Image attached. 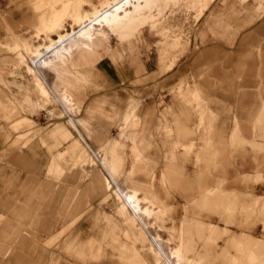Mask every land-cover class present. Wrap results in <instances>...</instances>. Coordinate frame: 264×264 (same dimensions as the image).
Segmentation results:
<instances>
[{"label": "rangeland", "instance_id": "rangeland-1", "mask_svg": "<svg viewBox=\"0 0 264 264\" xmlns=\"http://www.w3.org/2000/svg\"><path fill=\"white\" fill-rule=\"evenodd\" d=\"M39 1L43 7L37 10L42 11L45 7L58 5L62 0L51 3H46L47 0ZM81 1L78 0L73 5H77ZM97 1V4L89 3L90 11L86 15L92 12H94L93 15H97V12L100 15L105 11L113 13L116 12L117 8H120V13L123 14L124 11H129L131 9L130 4L135 2V0ZM202 1L159 0L152 7L144 8L140 12L139 19L148 17L151 24L139 28L131 38H136L140 29L144 27H150L158 34L145 29L139 41L138 39L133 40V43H136L134 57L137 60L132 61L128 55L125 59L117 56L118 52L123 53L125 51L126 43H121L114 36L110 40L109 46L112 51L117 52V55L114 57L110 54L105 56L95 67V72L100 77L102 75L101 70H99L101 67L110 65L112 68H108L109 72H112L113 68L120 69V83L123 80L131 81L129 84H132V81L134 84L150 83L153 85L151 92H148L149 88L146 91L129 90L125 100L121 96L111 100L106 96L107 92L102 85L100 88L91 85L84 88V100L82 103H78L82 111L76 118L89 120L91 131L94 134L91 137L87 131L84 130V132L88 143L95 152H98L100 147L97 140L102 142L112 138L122 140L124 144L122 151L126 161L125 173L120 176V184L124 188L131 187L132 181L127 182L125 174L131 168L135 158L132 150L133 141L140 142L135 134L140 135L141 133L143 135L141 122L144 113L149 111L147 110L148 105L154 106V112L158 116L160 115L163 120L164 123L160 128L168 137L165 140L169 142L173 140L174 132L165 129V127H176L178 119L180 121L182 117L186 116V109L190 112L189 116L192 123L199 120L201 134L207 133L210 124H213L214 127H221L222 118L235 114L237 121L234 120L232 123V130L239 125L241 127L240 138L242 136L247 141L254 139L255 142L258 141L261 144H253L252 146L250 143H245L243 146L240 142L238 143L237 139L231 141V138H225L233 167L236 166L237 171L246 173L248 171L242 169L246 162L249 166L252 165L251 158L253 156L264 157V117L261 119L257 113L258 108L264 102V73H213L219 65L228 64V51L234 49L236 41L241 35L245 33L264 34V31H258V27L255 25L258 21L264 23V13L260 17L259 13L255 12L256 3L253 2L244 4L241 0H217L206 16L196 24V21L203 16L200 15L203 9ZM255 2L260 3V12L264 11L262 8L264 7V0L263 2L261 0ZM31 7V0H0V101H4V105L0 106V143L2 145L0 153V264H125L118 258V251H116L118 243L103 238V232L108 230L104 216H109L119 222L120 242H128L122 232L125 228L123 218L117 215L116 204L113 199L108 203L101 204L107 195L101 180L104 179V173L100 166H90L96 161L98 163L103 152L95 156L90 152L85 142L81 140V137L73 132L74 136L79 138L83 146L89 151L88 159L84 160L79 157L78 164L80 165H75L68 158L61 161L65 167L63 176L61 172L54 173V175L49 173V165L53 157L67 149L69 144L62 142L61 145L52 147L51 144L54 140L48 134L53 129L52 137L56 138L61 135L62 140L68 141L71 136H68L70 133L66 127L69 129L71 127L65 119L58 118L57 114L56 119L47 120L45 118V113L50 109V106L44 105V103L50 105L48 103L49 94L44 90L36 71L34 73L29 72V76L26 74V64L30 65V62L34 61L32 55L37 52L36 47L44 45L41 34H45L44 38L48 40L50 35L56 33L55 30H47L44 27V30L38 32L36 36L34 25L37 20L33 17L34 12ZM55 10L53 8L47 9L44 12V18ZM212 12L215 17L212 22V29H209L206 26V21ZM93 15L91 14L90 17H95ZM105 16L107 14L99 16L101 18L98 17L99 19L95 21H101L106 18ZM68 18L73 20L74 25L76 23L79 25L71 16ZM220 19L223 22L222 26L219 25ZM252 19L253 21H251ZM70 23L69 20L66 22L67 30H71ZM226 23L230 26L228 29L225 28ZM104 27L106 26L104 25ZM26 45L31 46L28 53L23 51ZM260 54L261 52H259ZM260 60L264 62V57L261 55ZM173 61H176L175 71L166 73L164 71L165 64H170ZM140 64L142 70H140ZM181 67H186L184 73L180 72L183 71ZM124 71L128 72L127 79L126 77L125 79L122 78ZM133 75L136 77L133 78ZM46 77L52 85L54 82L53 74L47 72ZM3 79L22 83L26 86V90L21 91L15 85L8 86ZM164 81H169L167 90L160 84ZM198 86L204 92L203 99L205 101L191 96V92ZM122 87L125 88L126 86L120 84V88ZM179 88L188 94V101L183 100ZM157 95L158 97H156ZM108 96H115V93L110 92ZM229 96L233 98L232 102L235 107L234 105L229 106ZM131 102L136 104L134 105L136 112L130 117L129 127L122 130V126L125 125L122 119L123 112ZM53 106L56 107V105ZM91 106H97L98 110L93 115L89 111ZM207 108L214 111L217 117L211 115ZM204 111H206L205 114ZM116 112H119V116L115 115ZM262 112L264 113V108ZM257 118L261 119L258 123H256ZM224 123L223 125H229ZM146 126L148 127L147 124ZM97 132L102 133L103 136H108L102 137L97 135ZM21 133L26 135L20 137ZM133 134L134 138L132 137ZM43 139L46 143L43 142ZM145 139L150 143L146 141V143H138V145L141 151L144 150L143 156L149 157L147 163L150 166V163L154 164L151 153L154 150L152 146L154 139ZM203 146H205V141L200 137L197 141V147L193 146L189 151L186 149V156L188 158L195 156L194 151L199 147L203 148ZM82 150L85 149L80 146L76 152L81 151L82 153ZM169 154L170 150L163 155L162 163H158L157 166H162L163 169L169 164ZM205 154L207 159L211 157L208 152ZM92 156L95 159L91 161ZM177 163L180 165L177 176L179 181L188 184L186 176L195 177L196 169L193 162L185 163L179 160ZM204 163H207L206 160ZM141 164V161L137 163L138 166ZM220 165L221 163H217V168H213L214 173L220 169ZM161 168L156 167V170L154 169L158 176L163 171ZM250 170L251 172L255 171L254 168H250ZM230 173L231 180L237 177L235 175L238 172L236 173L235 170L230 171ZM147 177L151 178L150 175ZM134 179L149 180L145 178L140 169L134 175ZM156 184L160 185L159 188L166 197L167 203L172 206V209L167 210L164 214L156 215L162 222H157L154 225L162 226V231L159 233L163 238L170 237L171 230L169 228L178 227L183 214L201 212L204 217V219H200L204 225L195 223L191 218H188L190 224L185 225L182 234L183 241L187 244L185 252L188 255L196 254L194 249L196 246L200 249L201 254L199 253L198 260L187 259L180 263L199 264L198 262L202 261L201 264H228L233 258L231 255L234 254L233 264H244L247 261L251 264L249 254L242 252L246 248L244 247L245 244H250V246H254V251L257 249L260 251H257L259 259L253 264H264V242H260V245L263 244L262 247L258 246L255 250L254 242L259 241L252 239L249 235L242 234L250 232L264 240V201L261 206L260 204L253 206L254 203L252 202L255 197H264V187L260 189L262 186H256L255 191L248 194L230 196L220 193L213 196L209 194L208 197L218 201L219 204L210 206L202 200L199 206L204 211H200L194 206H189L187 198L178 191L170 189L166 183L163 185L162 182L156 180L154 185ZM111 188V182H107V189L110 190ZM156 188L158 189V187ZM114 194L120 203L124 193L115 190ZM142 201L143 203H151L149 200L143 199ZM142 201L140 199L137 201L139 207H141L140 202ZM78 204H81L79 210L76 208ZM127 206V203L121 205L120 213L125 214L129 207ZM82 211L86 213L77 221L79 213ZM143 211L142 213L147 217H154V212L149 208H145ZM97 215H100L99 221L95 220ZM210 223L220 228L222 235L217 240L212 239L211 231L207 229ZM225 227L230 228L229 235L225 234L228 229L223 231ZM204 235H208V239H205ZM234 237L239 238L237 244H235ZM91 238L99 239L93 247L94 254L98 253L99 248L101 249L99 258L94 259L92 256H88L86 259H81L72 250L67 251L64 248L66 242L75 240L74 249H79L83 242ZM173 244L176 243L173 242ZM259 248H263V250Z\"/></svg>", "mask_w": 264, "mask_h": 264}, {"label": "crops", "instance_id": "crops-1", "mask_svg": "<svg viewBox=\"0 0 264 264\" xmlns=\"http://www.w3.org/2000/svg\"><path fill=\"white\" fill-rule=\"evenodd\" d=\"M52 1L57 0H47L46 3H51ZM61 1V0H60ZM78 0H62L61 3L55 6L51 7H45L44 10L38 11V8H42L43 5L39 0H31L32 7L31 9L34 12V18L37 20V23L34 25L35 27V34L37 36L38 32H42L45 29L49 30H55L56 33L50 35V39L46 40L45 34H41V38L44 40V45L49 46V51L44 53L42 56L34 55L35 57H40L41 60L38 63V68L50 88L56 93V95L63 99L64 102H70L74 103L79 109L81 110V107H79L78 103H82L84 100V88L86 86H93L95 88H100L101 85L106 90L107 94L106 96L110 98L111 100L117 99V97H122L124 100L128 97L129 90H135V91H146L147 88H149L148 92L152 91V84L150 83H143L140 82L139 84H134V81H132V84L129 82L123 80L120 83V69H114L112 72H109L108 70L112 67L110 65L101 67L100 72H102L101 77L97 76L95 72V67L97 64L104 59L105 56L111 55L112 57L117 55V52H114L110 49L109 42L112 39V37H116L118 40H120L121 43H126V48L123 53L118 52V55L120 58L125 59V57L128 55L129 58H131L132 61H136L137 59L134 57V53L136 51V43H133L134 39H138L141 37L143 31L146 29L150 32H154L156 34L157 31H154L150 29V27H144L143 29H140L138 32L139 35L136 38H129L125 41H122L120 39V34H117L113 32L111 29L104 27L103 20L96 22L97 19H92L93 22L91 24H87V20L85 21V18L90 16L91 14L86 13L90 11L89 3L97 4V0H82L77 5H73V3H76ZM217 1V0H216ZM213 1L210 4L209 9L204 13V15L196 21V24H198L207 14L208 11H210L212 5L216 2ZM258 0H241L244 4H250V2L256 3L255 6V12L259 13V16L262 17L264 11L260 12V3L255 2ZM263 2V0H261ZM70 2V3H68ZM55 3V2H54ZM49 8L56 9L55 12H52L48 15V17L44 18L45 11ZM264 10V7H262ZM86 15V16H83ZM68 16H71L75 22H77V19L81 17L84 19V22L81 25H77L73 23V20L71 18H68ZM215 17V14L212 12L210 14V17L206 21V26L209 29H212V22ZM61 20L60 23H58L57 20ZM70 21V27L73 28V33H70V30H67L66 28V22ZM91 20V21H92ZM103 21V22H102ZM253 21V19L251 20ZM45 24V26H44ZM151 23H148L149 25ZM219 25L222 26L223 22L221 19L219 20ZM258 27V31L263 30L264 31V23L263 22H257L255 24ZM74 26V27H73ZM146 26V25H145ZM59 27H61L59 29ZM230 26L228 23H226L225 28L228 29ZM65 28V29H64ZM142 28V27H141ZM66 32V33H65ZM160 35V34H159ZM35 36V37H36ZM55 36V38H54ZM203 37V34H202ZM37 38V37H36ZM40 38V39H41ZM59 39L60 46L58 48L55 47L56 40ZM28 41V40H27ZM51 41V42H50ZM53 42V43H52ZM243 43V44H241ZM264 34L262 33H245L241 35V37L236 41V45L234 46V49L228 51V64L225 65H219L215 68L213 73H227V74H238V73H247V74H254V73H264V62L260 60V55L264 57ZM41 44V43H39ZM260 49V50H258ZM126 52V53H125ZM259 52L261 54L259 55ZM17 60V57H15ZM16 62V61H15ZM133 64V63H132ZM172 64L166 63L164 66V71L166 73H169L171 71H175L176 66L169 70V66ZM104 68V69H103ZM109 68V69H108ZM183 71H180L181 73H184L186 70V67H181ZM140 70H142V65L140 64ZM199 70V68H198ZM52 73L54 76V82L51 85L48 82V79L46 77V73ZM187 72V71H186ZM199 72V71H198ZM12 74V73H11ZM124 78L126 77L128 72L123 73ZM136 77V75H133V78ZM101 78V79H100ZM100 79V81H99ZM4 82L9 85H15L17 86L21 91L26 90V86L22 83H19L17 81L8 80ZM138 82V81H137ZM143 83V84H142ZM120 84L122 86H126L125 88H120ZM164 86V89L167 90V86L169 85V81H164L160 83ZM180 89V88H179ZM115 91V92H114ZM110 92L115 93V96H108ZM145 93V92H144ZM203 94L198 87H196L192 92L191 96L197 97L199 100L205 101L203 99ZM151 95V93H150ZM158 97V95L156 96ZM188 101V100H187ZM229 106L235 107V104L232 102L233 98L229 96ZM4 105V101H0V106ZM136 105L135 103L131 102L127 109L123 112V120L125 122V125L122 126V130H125L129 127V121L130 117H128V113L131 111L132 107ZM146 113H144V116H142V133L135 134V136H138V139L140 142L133 141V153H134V161L131 165V168L127 170L126 181L131 182V187L124 188L120 184V176L125 173V155L122 151V147L124 144L122 143V140L119 138H112L107 139L106 141L102 142L101 140H97L99 144L98 152H95L94 149L90 146V144L87 141V138L85 137V132L87 131L89 136L92 137L94 134L93 131H91V125L89 124V120L87 118H78L76 120V126L77 131H74L72 128L69 129L66 126V129L68 131V136L70 135V139L68 141L62 140L60 136L52 137V132L48 134L49 137H51L54 142L51 144L52 147H56L58 145H61L62 142H66L69 144L68 148L65 149L62 152H59L58 155H55L53 157V160L51 161V164L49 165V173L54 175V173L61 172L62 176L65 174V167L61 164V161L66 160L69 158V160H72L75 165L78 164V158L80 159H88V155L90 154L89 151L83 146L81 140L85 142L90 152H92L94 155H98L99 153L103 152L101 154L102 158H100L95 162V164H90L91 167L93 166H100L101 171L104 173V179H101L103 181L104 189L107 191L106 197L101 201V204L108 203L111 199L115 202V209L117 215L123 218V222L125 224V228L122 230L124 237L128 240V242H120V225L118 220L109 217L104 216L105 222L108 224V230H105L103 232V238H108L114 243H118V247L116 248V251H118V258L125 264H169V262L173 264H183L180 262L188 260H198L199 248L196 246L194 249L196 250L195 255H188L186 251V243L183 241V228H185V225L190 224L188 221V218H191L193 222L195 223H201L202 221L200 219H204L203 214L201 212H195L194 214L185 213L183 214L180 224L178 227H172L169 228L171 230L170 237L165 239L162 237V235L159 233L162 231V226H156L153 224H157V222H162L159 217H156L159 213L164 214L167 210L172 209V206L169 205L166 201V197H164V194H162V190L159 188V184L154 185L156 180H159L163 183V185L166 183V185L170 189H174V191H178L179 193L183 194L185 198H187V203L189 206H194L196 209H199L200 211H204L200 208L199 204L202 203V200L204 198L205 201H203L206 205L215 206L219 204V202L212 200L211 197L214 194L220 193L224 195H236V194H248L252 191H255L256 186H262L260 189H263L264 179L260 182H255L256 177L259 175L264 174V157H258L253 156L252 159V165L248 166V163L246 162L243 165L242 169H246L245 171H248L246 173H241L236 170V166L233 167L231 161H230V155L229 150L227 148V142L225 138H231V141L234 139L238 140V143L240 142L243 146L245 143H250L259 145L258 141L255 142L254 139L247 141V139L239 136V132L241 127L237 125L232 130V123L234 120L237 121L235 114L228 115L227 118H222V122L228 123L229 125H223L218 127L213 124H210L208 127V131L206 134H201V128L199 126V120H197L195 123H192L190 120V112L188 109H186V116L182 117V119L177 121L176 127H170L166 126L168 130L174 132V138L172 141L165 140L167 135L163 130H161V125L163 120L160 118V115L158 116L156 112H154V106L148 105ZM100 108V107H98ZM264 108V102L260 105L258 108L257 113H259L260 118L262 119L264 117V113L262 112ZM101 109V108H100ZM99 109V110H100ZM90 114H95L97 110V106H91L89 108ZM207 111L213 115L216 116V113L212 111L210 108H207ZM155 113V116L153 114ZM206 111H204V114ZM149 115L148 117L146 115ZM115 115L119 116V112H116ZM8 117V114H6ZM146 116V118H144ZM240 116V115H239ZM241 117V116H240ZM257 117V116H256ZM129 118V119H128ZM30 119V118H29ZM198 119V118H197ZM257 118V122L259 120ZM32 120V119H31ZM17 121V120H16ZM235 121V122H236ZM239 121V119H238ZM146 122V123H145ZM224 123V124H225ZM148 125V127L145 125ZM164 127V126H163ZM254 130V127L252 128ZM85 130V132H84ZM252 130V131H253ZM73 132H76L80 137L81 140L74 136ZM135 133V132H134ZM201 134V135H200ZM26 135L25 133H21L20 137ZM97 135H100L102 137H107L108 135L103 136L102 133H98ZM124 135V134H122ZM121 135V136H122ZM231 136V137H230ZM252 136V135H251ZM134 138V134L132 135ZM144 137V139H142ZM201 137L202 140L205 141V146L199 147L194 151L195 156H192L191 158H188L186 156V149L189 151L193 146L197 147V141ZM154 139L152 142V146L154 147L153 152H151L153 155V162L154 164L147 163L149 161V157L143 156V151H141V148H139L138 143H150L147 139ZM142 139V140H141ZM43 142L46 143V141L43 139ZM1 143H0V153H1ZM82 146L83 149L82 153L81 151L76 152V150ZM263 146V145H262ZM171 148V149H170ZM206 151H204V150ZM170 150V157H168V162L163 169L162 166H157V164L162 163L163 161V155ZM206 152L209 153V157L207 159ZM95 159L93 156L91 158V161ZM242 159H245V157H242ZM181 160V162H193L195 170V177L193 178L190 175L186 176V180H188V184L181 183L178 179V169L180 168V165H177ZM206 160L207 163H204ZM141 161L142 164L140 166L137 165V163ZM196 162V165H195ZM210 163V164H209ZM217 163H221L220 169L217 170L216 173L213 172V168H217ZM87 165V164H86ZM203 165V166H202ZM85 166V165H83ZM212 166V167H211ZM232 166V167H231ZM140 167V168H139ZM156 167L161 168L163 171L159 174H155L154 169L156 170ZM183 168V165H182ZM250 168H254V172H251ZM141 170V173L145 176L146 179H149L148 181H145L144 179L141 180H135L134 175ZM241 169V168H240ZM235 170L238 174L235 175V179L231 180L229 177L231 175L230 171ZM147 175L151 178H148ZM61 177V176H59ZM109 178L113 179L111 180V183L115 184L113 185L112 189H107V182H109ZM193 178V179H192ZM264 178V175H263ZM231 181V182H230ZM112 183V184H113ZM195 183V185H194ZM158 187V189L156 188ZM123 192L124 194H131L134 192L138 193V199L141 201L143 199H148L151 201V203H143L140 202V205L143 209L149 208L152 212H154V217L150 218L141 213L140 219L136 217L134 211L132 208L128 207L126 209L125 214L120 213V207L121 205H126V201L121 198L120 203H118V200L116 198V195L114 194L115 190L117 189ZM220 191V192H219ZM207 194V195H206ZM213 194V195H212ZM261 198H264L262 196H259ZM208 199V200H206ZM209 202V203H208ZM142 203V204H141ZM186 206V204H185ZM78 210L81 208V204H78L76 207ZM198 210V211H199ZM86 212L82 211L79 213V216L77 218V221H79ZM100 215L95 217V220L99 221ZM176 218V216H174ZM212 218V216H209ZM157 218V220H156ZM156 221L155 223L153 221ZM191 221V222H192ZM142 223V224H141ZM80 224V223H78ZM148 225V226H147ZM204 225V224H203ZM156 226V227H155ZM158 227V228H157ZM146 229V230H145ZM208 229V228H207ZM225 229H228L230 232V228L225 227ZM155 230V232H153ZM246 232L242 233L245 234ZM241 234V235H242ZM250 234V235H249ZM245 235H249L250 237L253 236V239L261 241V237H256L250 232H248ZM205 239H208V235L204 236ZM252 238V237H251ZM235 244L238 243L239 238L234 237ZM99 239L97 238H91L88 239L86 242H83L79 249H74V242L75 240L66 242L64 244V248L67 251H73V253L81 258L86 259L88 256H92V258L96 259L100 256V248L98 249V253L94 254L93 247L95 244H97ZM176 243L175 245L173 244ZM234 242V241H233ZM237 242V243H236ZM264 242V241H263ZM257 243V242H256ZM254 243V244H256ZM120 244V245H119ZM199 246V245H198ZM202 248H204L202 245H200ZM180 252V253H179ZM234 254L231 255V257L234 258ZM232 258V259H233ZM232 259H230V263L233 264ZM199 264L202 263V261L198 262ZM244 264H250L249 261H247Z\"/></svg>", "mask_w": 264, "mask_h": 264}, {"label": "bare ground", "instance_id": "bare-ground-1", "mask_svg": "<svg viewBox=\"0 0 264 264\" xmlns=\"http://www.w3.org/2000/svg\"><path fill=\"white\" fill-rule=\"evenodd\" d=\"M159 0H135V2L133 4H130L131 6V9L128 11H124L123 14L120 13L121 9L120 8H117L115 11L116 12H113V13H109L110 11H105L104 13H101L100 15L98 14L97 12V15H93L94 12L92 13L93 16L96 17V19L99 17V16H104L107 14V16H105L106 18H104V25L111 29L113 32L117 33V34H120V39L122 41H125L131 37H133L135 34H136V31L147 25L148 23H150V18L148 17H145L143 19H139V15H140V12L144 9V8H149V7H152L154 4H157ZM166 1H173V0H166ZM213 1H216V0H203L202 3H203V9L201 10V13L200 15H204V13L208 10L210 4L213 2ZM248 1V0H247ZM116 4V3H115ZM127 4V3H126ZM113 6V5H112ZM125 7V6H124ZM96 14V13H95ZM109 14V15H108ZM95 17H86L85 18V21L87 20H90V21H87V24H91L93 22V18ZM92 20V21H91ZM58 23L61 22V20H57ZM77 22L79 23V25H81L83 22H84V19H82L81 17H79L77 19ZM70 33L72 34L73 33V28L71 27V30H70ZM59 42V39L56 40V45L55 47L58 48L60 46V44L58 43ZM44 43V42H43ZM30 45H26L25 49L23 51H25V53H28L29 49H30ZM49 46H45V45H40V46H37L36 47V50L37 52L34 54V55H37V56H42L44 55V53H46L47 51H49ZM34 55H32V58H34V61H31L30 62V65H27V71H26V74L28 75L29 72H32L34 73L35 71L38 73L39 77L40 78V81L44 87V90L46 92H48L49 94V100H48V103H50V105L44 103L45 106L49 107L50 106V109L48 110L52 115H55L56 111L58 110L56 107H54L53 105H58V104H62L66 107V109H69L70 111H75L78 113V115L81 114V111L80 109L74 104V103H70V102H64L63 99H60L56 93L50 88V86L48 85V83L46 82V80L44 79V77L42 76V74L40 73L39 71V68H38V63L40 62L41 58L40 57H35ZM176 65V61H173L172 62V65L169 66V70L173 69V67H175ZM25 66V67H26ZM2 75V74H1ZM29 76V75H28ZM41 85V84H40ZM35 88L37 89V87L35 86ZM180 93H182L181 97L183 98L184 101H187L188 99V94L181 90V88L179 89ZM25 94V93H24ZM41 95V94H40ZM29 101V100H28ZM31 101V100H30ZM190 101V100H189ZM51 106H53L51 108ZM136 107H132L131 111L128 113V117L132 116V114H134L136 111H135ZM78 118L74 117V118H71L69 120H66L67 124L74 130V131H77V126L74 125L76 124V120ZM129 119V118H128ZM75 126V128H74ZM100 158H102V156H100ZM264 175V174H263ZM263 175H259L256 177V180L255 182H260V180H263ZM111 180L113 179H110L109 178V182H111ZM113 183V181H112ZM111 183V187H113V185L115 186V184ZM112 189V188H111ZM110 189V190H111ZM117 189V188H116ZM118 190V189H117ZM220 192V191H219ZM124 196H122V198L126 201L127 205L132 208V210L134 211L136 217H140L141 213L144 212L143 211V208L139 207L138 206V203L137 201H139L138 199V193L137 192H134V193H131V194H123ZM207 195V194H206ZM213 195V194H212ZM215 195V194H214ZM208 196V195H207ZM137 199V201H136ZM209 199V197H208ZM206 199V200H208ZM146 201H148L147 199H144ZM203 201H205L203 199ZM264 201V198H261V197H255L253 198L252 202L254 203L253 206H257V204H262V202ZM143 202V201H142ZM209 203V202H208ZM140 219V218H139ZM142 224V223H141ZM200 224V223H199ZM154 225V224H153ZM148 226V225H147ZM146 230V229H145ZM208 230L211 231V235H212V239L213 240H217L219 239V237L222 235L220 233V228L215 225V224H212L210 223L208 225ZM225 234L226 235H229V230H226L225 231ZM247 234V233H245ZM250 235V234H249ZM205 236V235H204ZM250 237V236H249ZM252 239H253V236H251ZM256 239V238H255ZM242 240V239H241ZM256 241V240H254ZM259 241V240H258ZM262 241V240H261ZM264 241V240H263ZM242 242V241H241ZM249 243V242H248ZM251 243V242H250ZM255 243V242H254ZM263 245V244H262ZM262 245H260V242H257L255 244V250L256 248H258V246L261 248ZM252 246V247H251ZM250 244H245L244 247V250H242V252L244 253H248L250 258H251V264H253L255 261H257L259 259V255H258V252L259 251L258 249L256 251L253 250V245ZM264 246V245H263ZM259 248V249H260ZM243 249V248H242ZM246 249V250H245ZM260 250H263L260 249ZM264 251V250H263ZM260 252V251H259ZM261 253H263L261 251ZM169 264H171V262H169ZM263 264V263H262Z\"/></svg>", "mask_w": 264, "mask_h": 264}, {"label": "built area", "instance_id": "built-area-1", "mask_svg": "<svg viewBox=\"0 0 264 264\" xmlns=\"http://www.w3.org/2000/svg\"><path fill=\"white\" fill-rule=\"evenodd\" d=\"M56 107L58 110L56 111L55 115H52L49 111L45 113V118H47V120L56 119L57 118L56 114L58 115V118L65 119V120H69L78 115L77 112L75 111L72 112L69 109H66V107L62 104H58L56 105Z\"/></svg>", "mask_w": 264, "mask_h": 264}]
</instances>
